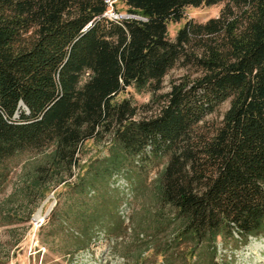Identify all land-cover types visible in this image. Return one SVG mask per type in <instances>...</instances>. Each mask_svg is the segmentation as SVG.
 Instances as JSON below:
<instances>
[{"label": "trees", "instance_id": "obj_1", "mask_svg": "<svg viewBox=\"0 0 264 264\" xmlns=\"http://www.w3.org/2000/svg\"><path fill=\"white\" fill-rule=\"evenodd\" d=\"M219 2L169 36L187 5ZM177 65L190 72L158 92ZM129 87L156 109L146 101L141 114L120 96ZM89 140L102 146L84 158ZM22 154L19 189L53 192L48 223L72 238L66 254L125 231L121 177L154 205L131 218V260L229 264L219 245L264 237V0H0V179Z\"/></svg>", "mask_w": 264, "mask_h": 264}, {"label": "rangeland", "instance_id": "obj_2", "mask_svg": "<svg viewBox=\"0 0 264 264\" xmlns=\"http://www.w3.org/2000/svg\"><path fill=\"white\" fill-rule=\"evenodd\" d=\"M223 2L212 5H187L184 16L178 21H168V34L174 38L177 29L187 18L194 20H205L210 16L218 15ZM121 14H128L122 2L117 1L116 5ZM115 12L110 8L107 13ZM190 72L179 65L171 68L163 78V87L158 92H164L170 88L172 79ZM130 96L135 102L140 104V113H150L145 110L142 103L148 101L152 104V109H156L157 104L151 101L150 91H137L129 87L124 93ZM154 97V96H153ZM156 98V97H155ZM229 106V99L221 102L218 107L205 116V123L208 126L220 122L224 111ZM88 149L84 158L101 148L102 143H87ZM28 154L14 157L8 163L5 175L0 179V264H157L161 261V256L148 254L144 260H131L138 250V243L134 240L132 217L137 212L142 214L143 208H153L147 197H136L134 192L128 189L127 182L119 178L118 182L123 188V199L119 207V215L124 220L125 231L121 236H107L103 232H97V236L92 240L88 247L78 252L66 254L72 249L73 240L64 230H60L55 222L49 225L47 211L50 205H54L55 196L50 191L42 200L25 196L19 189L22 185L24 170L29 167L27 163ZM27 163V164H26ZM26 164V165H25ZM154 171L150 173L153 177ZM152 205V207H151ZM154 210V209H153ZM145 211V209H144ZM42 215L37 218V214ZM143 215V214H142ZM144 216V215H143ZM148 215L145 214L144 219ZM137 218L134 216V220ZM164 233H160L163 238ZM141 237V236H140ZM141 246H145L142 242ZM140 244V243H139ZM220 256L225 254L229 264H264V237H250L247 245L239 250L231 252L223 249L219 245ZM146 252H143L145 255ZM129 255V261L123 257Z\"/></svg>", "mask_w": 264, "mask_h": 264}, {"label": "built area", "instance_id": "obj_3", "mask_svg": "<svg viewBox=\"0 0 264 264\" xmlns=\"http://www.w3.org/2000/svg\"><path fill=\"white\" fill-rule=\"evenodd\" d=\"M108 1H109V3H111L113 0H108ZM107 14L112 15L114 17H118L119 16V14L117 12H110V13H107Z\"/></svg>", "mask_w": 264, "mask_h": 264}, {"label": "water", "instance_id": "obj_4", "mask_svg": "<svg viewBox=\"0 0 264 264\" xmlns=\"http://www.w3.org/2000/svg\"><path fill=\"white\" fill-rule=\"evenodd\" d=\"M106 13H107V12H106ZM121 15H122V16H129L130 14H124V13H122ZM52 207H53V204L50 205V207H49V209H48V211H47V214L51 211Z\"/></svg>", "mask_w": 264, "mask_h": 264}, {"label": "bare ground", "instance_id": "obj_5", "mask_svg": "<svg viewBox=\"0 0 264 264\" xmlns=\"http://www.w3.org/2000/svg\"><path fill=\"white\" fill-rule=\"evenodd\" d=\"M42 215L40 213L37 214V218H41Z\"/></svg>", "mask_w": 264, "mask_h": 264}]
</instances>
